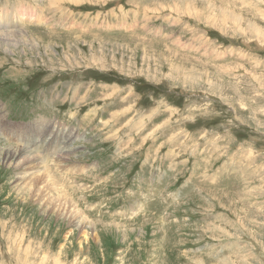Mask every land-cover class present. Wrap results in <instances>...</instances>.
<instances>
[{"label":"rangeland","instance_id":"obj_1","mask_svg":"<svg viewBox=\"0 0 264 264\" xmlns=\"http://www.w3.org/2000/svg\"><path fill=\"white\" fill-rule=\"evenodd\" d=\"M0 31L40 169L0 156V264H264V0H0Z\"/></svg>","mask_w":264,"mask_h":264},{"label":"bare ground","instance_id":"obj_2","mask_svg":"<svg viewBox=\"0 0 264 264\" xmlns=\"http://www.w3.org/2000/svg\"><path fill=\"white\" fill-rule=\"evenodd\" d=\"M62 1V0H61ZM75 1V0H74ZM80 1V0H79ZM110 1V0H109ZM72 2H73V0H72ZM77 2V1H76ZM85 2V1H84ZM56 3V2H55ZM60 5V4H59ZM96 5V4H95ZM177 8V7H176ZM178 9V8H177ZM39 11V10H38ZM192 11V10H191ZM196 13V12H195ZM19 14H23V13H19ZM85 15V14H84ZM13 17H14V15H12ZM19 16V15H18ZM15 18V17H14ZM237 18V17H236ZM236 18H235V20H236ZM11 21V20H10ZM15 21V20H14ZM12 22V21H11ZM25 22V21H24ZM237 22V21H236ZM241 22V21H240ZM11 27V26H10ZM13 27V26H12ZM11 27V28H12ZM251 27H253L254 28V25H251ZM15 28V27H14ZM16 29V28H15ZM256 31H259V29L257 28V27H255L254 28ZM15 31V30H14ZM1 32V31H0ZM9 32V31H8ZM21 32V31H20ZM11 34V33H10ZM8 36L9 35H6V34H0V42L1 41H5V40H10V39H8ZM15 36V35H14ZM18 36V35H17ZM17 38V37H16ZM12 40V39H11ZM10 40V41H11ZM2 43V42H1ZM22 43V42H21ZM7 44H9V43H7ZM6 44V45H7ZM1 46V45H0ZM2 47V46H1ZM0 47V48H1ZM145 58V57H144ZM169 60V59H168ZM170 61V60H169ZM2 115V114H1ZM0 121H1V119H0ZM15 126H13V125H10V124H8L7 125V128L8 129H13ZM1 128V127H0ZM19 129H17V130H15V131H12V135H5V134H3L4 136H7V138H8V140L9 139H12V140H10V141H12V142H14L15 144H17V147L19 148L20 146L18 145L19 144V142L21 143V142H23L25 139H26V133H30L31 132V126L30 125H26V126H19L18 127ZM7 130V129H6ZM40 131V130H39ZM36 133V132H35ZM37 138V137H36ZM66 138V137H65ZM65 142V141H64ZM43 143V142H42ZM10 144H12L11 142H10ZM22 144V143H21ZM8 145V144H7ZM13 147V146H12ZM10 148H11V146H10ZM9 148V149H10ZM29 148H31V147H29ZM14 149V148H13ZM19 150H22L23 152H24V154H18V153H16L15 151L14 152H12L11 150L10 151H6L5 149H4V147L2 148L1 146H0V156H2V158L4 159L3 160V162L4 163H7V162H9L10 161V163H9V166H13L14 168H16L17 170H21V169H28V170H30L31 169V171H32V169L34 168V167H36L37 168V171H34V172H32V174H37V172H39V166H38V159L37 158H32V160H31V149H29V150H25V149H20L19 148ZM36 150V149H35ZM44 150V149H43ZM22 152V153H23ZM21 153V152H20ZM34 154V153H33ZM50 155V154H49ZM39 157V156H38ZM41 159V158H40ZM43 159V158H42ZM23 160V163L24 164H22V165H19L18 163L19 162H21ZM11 161H14L15 162V164H18L17 166L15 165H12L11 164ZM74 164V163H73ZM43 167H44V165H43ZM43 167H41V168H43ZM31 171H29L30 173H31ZM39 174V173H38ZM48 177H51V175L50 174H46V178H43V181L42 182H38L39 184H41L42 183V187H43V189H44V191H46L47 193H49V191H47V190H49L50 188H52L53 189V191H54V185H53V183H51L50 182V179L48 178ZM48 178V179H47ZM56 178V177H55ZM59 178V177H58ZM29 180H27L26 182H28ZM27 184H29V185H31L32 184V181L30 180ZM55 184V183H54ZM29 185L27 186L26 184H25V188H24V190H26V189H28L29 190ZM60 186V185H59ZM62 188V187H61ZM51 189V190H52ZM50 190V191H51ZM27 192V191H26ZM31 195H32V193H31ZM48 195V194H47ZM51 196L49 195V198H50ZM48 198V199H49ZM48 199H47V201H48ZM56 201V200H55ZM63 201V200H62ZM58 202V201H57ZM60 204H62L63 205V209H66V210H68L70 213H71V215H74V216H77L78 214H79V211L76 209V207H74L70 202H68V201H64L63 203L60 201L59 202ZM56 204V203H55ZM45 205V204H44ZM67 211V212H68ZM67 212H66V214H67ZM61 213V212H60ZM81 213V212H80ZM61 214H63V213H61ZM61 216V215H60ZM71 218V217H70ZM74 218V217H73ZM90 219V218H89ZM70 221V220H69ZM84 222H86V220H81L80 221V224L78 223V226L79 225H82ZM71 224V223H70ZM73 224H74V222H73ZM90 224H92V223H90ZM72 226V225H71ZM76 226V225H75ZM108 226V225H107ZM85 227H87V226H85ZM93 227V226H92ZM82 228V227H81ZM83 229V228H82ZM95 229V228H94ZM107 229H109V228H107ZM89 230V229H88ZM78 231V230H77ZM83 237L85 238V239H87L88 238V231L84 228L83 229ZM107 232V231H106ZM109 234V233H108ZM107 234V235H108ZM84 239V240H85ZM88 239H90V238H88Z\"/></svg>","mask_w":264,"mask_h":264}]
</instances>
